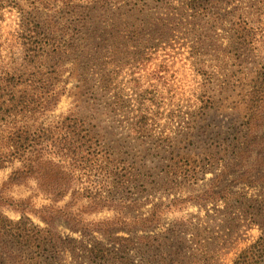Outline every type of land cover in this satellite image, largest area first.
<instances>
[{
	"label": "rangeland",
	"instance_id": "rangeland-1",
	"mask_svg": "<svg viewBox=\"0 0 264 264\" xmlns=\"http://www.w3.org/2000/svg\"><path fill=\"white\" fill-rule=\"evenodd\" d=\"M234 5L229 3L226 13H239L246 8ZM116 9L102 15L106 25H101L99 35L94 34L101 54L99 68L86 71L89 79L99 72L110 79L109 88L101 93L106 108L97 115L101 137L94 138L93 148L83 154L81 161H59L73 173L75 198L85 204L80 205V214L84 220L94 222L121 216L147 217L159 204L186 200L158 212L159 221L150 231L136 229L130 235L152 237L155 247L151 256L156 264H234L238 255L257 242L264 231V209L260 211L253 203L264 197V183L240 182L238 176L243 167L237 169L229 163L228 153L224 152L237 136L245 116L241 89L246 82H237L238 72L263 64L264 39L249 53L247 62L239 65L221 27L205 31L202 42H198L190 28L177 29L179 23L175 22L169 27L172 31L166 30L171 33L157 44L150 38L152 33L146 24L143 37L132 39L133 31L142 27L145 18L128 9ZM18 20L15 9L6 7L0 12L1 41L8 43ZM137 43L138 50L133 47ZM147 44L154 46L148 49ZM202 64L204 70L210 64L222 69L223 76H212L215 100H219L215 109L200 101L206 77V71H198ZM76 86L77 77L72 70L67 94L62 96L55 115L68 114L74 108L75 93L79 92ZM142 116L148 119L149 131L139 137L130 128ZM7 132V128H0V134ZM253 134L254 142L264 141V120ZM161 144L165 146L159 152ZM256 155L254 151L247 160V169L261 170V174L264 163H260L263 168L256 169ZM16 167L13 162L0 168V189ZM165 171L170 174L162 180L158 175ZM224 189L235 194V198L226 202L195 201L208 190ZM4 195L14 201L30 198L37 208L48 204L32 182L10 188ZM0 215L14 222L21 218L19 212L5 207L0 209ZM29 219L33 226L44 227L38 218ZM56 231L66 249L54 255L53 264H90L84 248L97 243L109 245V238L103 234L74 233L62 223ZM114 234L129 237L119 227H115ZM4 243L10 244L8 240ZM30 254L23 255L22 260L28 258L25 264H36L38 256L29 258ZM128 257L138 260L135 250L130 249ZM13 261H19L16 255Z\"/></svg>",
	"mask_w": 264,
	"mask_h": 264
},
{
	"label": "trees",
	"instance_id": "trees-1",
	"mask_svg": "<svg viewBox=\"0 0 264 264\" xmlns=\"http://www.w3.org/2000/svg\"><path fill=\"white\" fill-rule=\"evenodd\" d=\"M229 3H235V8L239 5L246 8L243 12L226 13ZM6 7L15 9L19 20L8 43L0 39V128L8 130L6 135L0 134V168L13 162L17 167L0 189V209L5 207L19 212L21 218L14 222L0 215V264H25L28 258L22 260V257L27 253H31L29 258L38 256L36 264H53L54 255L66 249L56 231L60 223L74 233L92 232L109 238V245L97 243L84 248L86 261L90 264H156L151 256V249L155 247L152 237L132 238L130 233L136 229L150 231L159 221L158 212L186 200L174 199L159 204L147 217L121 216L111 221H86L79 210L80 205L85 204L75 198L73 173L59 162L67 158L81 161L83 154L93 148L94 138L102 134L96 124L99 123L97 115L106 108L101 93L109 88L110 79L101 72L89 79L86 72L100 65V48L94 34L101 33V25H106L102 15L112 8L117 11L128 9L142 15L145 20L142 27L133 31L132 39L143 37L146 24L152 33L150 38L157 44L171 33L166 30L172 31L169 27L175 22L179 23L177 29L190 28L198 42H202L205 31L221 27L224 39L242 65L247 62L249 53L256 50L255 45L263 42L264 0H0V12ZM153 46L147 44L146 48ZM133 47L138 50V43ZM204 66L198 70L206 71L200 101L205 107L215 109L219 100H215L212 76H223L222 69L210 64L208 70H204ZM245 68L238 72L240 78L237 81L242 79L247 83H243V88L242 84L239 86L244 92L245 116L237 136L224 152L228 153L229 163L238 166L237 169L243 167L239 181L251 185L264 183V171L259 174L261 170L247 169V160L254 151L257 154L255 168H263L260 163H264V149L261 148L264 141L257 143L252 139L264 120V62L256 68ZM72 70L79 91L75 93L74 108L68 114L55 115L62 96L67 94ZM147 120L142 116L132 123V133L146 136L149 131ZM248 136H252L251 140ZM164 146H158L159 152ZM174 152L172 149V154ZM177 165L176 162L172 166V169L175 167L173 171ZM224 166L226 168L227 163ZM169 174V171L161 172L158 177L164 179ZM31 182L46 198L47 205L37 208L30 198L14 201L4 195L10 188ZM233 198L235 194L227 189L222 192L208 190L195 201L226 202ZM253 203L260 211L264 209V197ZM30 216L38 218L44 227L33 226ZM115 227L123 229L129 237H116ZM5 240L10 244H5ZM130 249L137 255L135 262L128 257ZM15 255L19 259L17 263L13 261ZM234 264H264V231L257 242L238 255Z\"/></svg>",
	"mask_w": 264,
	"mask_h": 264
}]
</instances>
